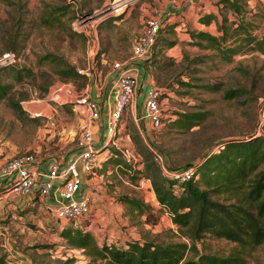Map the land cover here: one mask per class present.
<instances>
[{
  "label": "rangeland",
  "instance_id": "rangeland-1",
  "mask_svg": "<svg viewBox=\"0 0 264 264\" xmlns=\"http://www.w3.org/2000/svg\"><path fill=\"white\" fill-rule=\"evenodd\" d=\"M112 1L0 0V56L7 51L14 53L12 62L0 65V84L7 86V94L0 98L3 160L32 153L36 160L65 161L75 154L86 114L85 102L81 100L106 93L109 81H114L113 61L130 59L132 41L148 17L167 20L152 57L141 62L150 85L163 89V124L152 127L138 118L139 110H135L136 121L130 110L116 121L112 137L118 144L132 143V147L127 146L131 162L144 159L146 154L152 159L154 148L165 155L169 166H185L189 161L201 160L210 148L216 149L219 141L257 135L264 98V54L241 47L231 60H223L216 49L196 44L198 38H192L190 32L206 30L218 35L221 30L217 20L226 15L229 20L237 18V23L248 20L246 26L254 34L263 35L264 0L246 1L242 14L249 18L245 20L225 3L220 8V0H121L120 12L98 17L93 25H84V30L74 29L76 17L95 12ZM208 12L216 15L215 21L201 26L200 17ZM230 42L231 38L225 41ZM45 53H52L55 59L42 60ZM66 65H74L80 75L61 72ZM227 88H236L238 93L226 97ZM12 103H17L18 108ZM189 112L200 115L194 126L187 129L173 124V119ZM137 134L139 140L133 137ZM101 161L93 174L86 172L85 176L90 213L66 220L46 214L43 209H28L18 218L22 221H14L16 226L8 232L0 226V264H24L20 256H15L17 251L19 255L24 252L33 264H90L83 249L71 246L60 234L66 226L89 230L99 245L106 239L117 245L130 239L189 242L169 213L161 211L149 178L126 169L123 163L118 166L113 157ZM124 196H135L149 204L148 219L154 222L145 221L147 212L132 210ZM212 196L227 202L235 199L225 191ZM196 245L201 252L219 255L238 248L235 241L209 233ZM243 255L245 264H264V241Z\"/></svg>",
  "mask_w": 264,
  "mask_h": 264
},
{
  "label": "trees",
  "instance_id": "trees-1",
  "mask_svg": "<svg viewBox=\"0 0 264 264\" xmlns=\"http://www.w3.org/2000/svg\"><path fill=\"white\" fill-rule=\"evenodd\" d=\"M220 1V8L225 3L231 12L239 14L242 20L249 18L242 14L247 0ZM215 19L216 15L212 12L200 17V21L205 24H210ZM228 20L226 15H222L220 21L217 20L218 29L221 30L218 35L206 30H194L190 32L191 37L198 38L195 43L201 47L216 49L223 60H231L233 54L241 47L264 54V34H254L251 28L246 26L249 24L247 19V23L241 20L237 23L235 21L237 18ZM228 38H231L229 44L225 43ZM201 40H205L206 43H202ZM41 59L53 60L55 56L52 53H45ZM62 71L69 76L80 75L74 65H66ZM6 88L5 84H0V98L7 94ZM46 88L44 87V90ZM237 93L236 88H227L224 96L233 97ZM12 105L18 108L17 103ZM198 116L200 115L196 112L183 113L182 118L173 119V124L190 129L196 124V120H199ZM133 137L135 140L140 138L138 134ZM110 153L109 157H113L118 166L123 163L126 169L150 179L161 211L169 213L172 222L188 237L189 242L130 239L124 245H117L106 239L99 245L89 230L64 227L60 234L71 246L82 248L90 257V264H245L243 253L264 241L263 134L258 136L252 134L245 139L219 141L217 148H210L201 160L186 163L194 165L195 174L178 185L160 171L148 154L144 159L128 162L117 147L113 146ZM215 158L216 161L213 162ZM135 164L138 168H135ZM220 191L231 193L235 199L227 202L212 196V193ZM123 199L139 214L147 212L146 222H154L148 219L151 215L149 204L135 196H124ZM206 233L235 241L238 248L226 255L201 252L196 241ZM188 252H192V255ZM2 261L0 259V262Z\"/></svg>",
  "mask_w": 264,
  "mask_h": 264
},
{
  "label": "built area",
  "instance_id": "built-area-1",
  "mask_svg": "<svg viewBox=\"0 0 264 264\" xmlns=\"http://www.w3.org/2000/svg\"><path fill=\"white\" fill-rule=\"evenodd\" d=\"M121 0H113L100 9L74 19V29L84 30L83 26L91 23L93 25L98 17H102L111 12H120ZM167 20L158 17H148L144 28L132 41V54L130 59L115 60L112 63V70L116 72L115 88L116 96L113 109L107 125L108 140H111L116 130V121L126 112L137 95L140 88V81L135 75L136 63L150 59L153 47L161 28ZM95 32V28H93ZM14 60L13 52H5L0 56V65L10 63ZM163 89L157 86L146 88L143 96V118L152 127L158 128L163 124V114L161 107V94ZM85 102L84 110L86 119L80 125L78 138V152L73 159L62 167V161L52 159L45 170L41 171L35 166L36 159L32 153H22L10 157L0 164V179L9 180L7 187L9 190L20 195H36L39 200L46 196L57 180L60 183L57 187V194L61 198L59 205L55 207V216L60 219L75 220L84 217L91 211L90 198L87 195L76 197L79 189L81 177L77 167L79 162L85 172L93 173L99 165V148L94 144V122L100 116L99 102L92 98L82 99ZM258 123L256 127L257 135L264 131V98L260 104ZM121 151L126 156L127 161H131L128 147H121ZM152 159L160 168L161 172L170 179L179 183L189 180L195 174L194 165L171 167L165 155L154 148H151Z\"/></svg>",
  "mask_w": 264,
  "mask_h": 264
},
{
  "label": "crops",
  "instance_id": "crops-1",
  "mask_svg": "<svg viewBox=\"0 0 264 264\" xmlns=\"http://www.w3.org/2000/svg\"><path fill=\"white\" fill-rule=\"evenodd\" d=\"M200 25L203 26L204 23H201ZM143 61H146V60H143ZM141 62L142 61H138L135 64L137 67L136 74H137V76L141 82L140 88L138 90L137 95L133 99L131 107L128 109L132 112V115H133L135 121L137 120L135 110H139V117L138 118H140L143 121H147L142 116L143 115V96H144V92H145L146 88L151 86L149 83V79H148L149 74L143 68V63H141ZM115 74H116V72H114V71L111 74V77L113 79L115 77ZM107 87L108 88L105 90L106 93L103 92V93H101V95H97L98 97L94 98L99 102L100 111H101V116L96 120L98 122L96 123V121H95L93 124L94 132H95L94 133V144L99 148V151H100L99 154L102 156L101 158H99L100 161L101 160L104 161L111 154L110 152L107 153V151H108L107 146L108 145L114 144L113 146L117 147L120 150H121V147H127V146L132 147L133 146V145H130L132 143H127L125 145L124 144H118V143H116V140L114 138H112L111 140H108L107 125H108V121H109L110 116H111V111L113 109L112 102H114V99L116 96L115 80L109 81ZM91 94L92 95L94 94V89H92ZM93 96H95V95H93ZM84 119H86V114H85ZM126 137L129 138L128 134H126ZM77 152H78V149H77L76 153ZM76 153L71 154V156H69L65 161L63 160L62 164H61L62 167L66 163L70 162L73 159V157L76 155ZM52 159L53 158H43L41 160H36V164L34 167L43 171L46 169L48 163ZM3 161H4L3 158L0 157V164ZM99 165H100V162H99ZM77 167H78L79 172H80L81 182H80L79 189L76 192V197H82L84 195L89 196V190L86 186V184H87L86 182L88 179H86V177H85L86 174H88V173H86L83 170L82 165L79 162L77 163ZM8 183H9V180L0 179V214H2L1 218H0V219H2V221H0V222H1V224H3L0 226H2V228H4L6 230V232H8V229L10 227L16 226L14 221L17 223H20L22 221V219H18V218H22V216H24L26 213H28V211H30L28 209H31V211H33V209L35 210L36 208H38V210L43 209V211L46 212V214L55 215V212H54L55 207L57 205H59L61 202V198L57 194V187L60 183V180H57L55 182L54 186L52 187V189L49 191V193L46 196H44L43 198H41L40 200L36 195H33V194L32 195H30V194L29 195L28 194L27 195H20L18 193H15V192L9 190V188L7 187ZM28 244L31 245L34 243H28ZM17 255H18V257L20 256L19 257L20 262H23L24 264H33L31 262L30 258L26 257L24 252H22L21 255H19V252L17 251V254L15 256H17Z\"/></svg>",
  "mask_w": 264,
  "mask_h": 264
}]
</instances>
